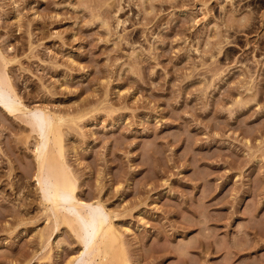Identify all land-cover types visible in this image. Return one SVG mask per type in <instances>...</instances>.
I'll list each match as a JSON object with an SVG mask.
<instances>
[{
  "label": "rangeland",
  "instance_id": "374dc122",
  "mask_svg": "<svg viewBox=\"0 0 264 264\" xmlns=\"http://www.w3.org/2000/svg\"><path fill=\"white\" fill-rule=\"evenodd\" d=\"M1 52L0 264H122L43 202L41 109L123 264H264V0H0Z\"/></svg>",
  "mask_w": 264,
  "mask_h": 264
},
{
  "label": "bare ground",
  "instance_id": "6f19581e",
  "mask_svg": "<svg viewBox=\"0 0 264 264\" xmlns=\"http://www.w3.org/2000/svg\"><path fill=\"white\" fill-rule=\"evenodd\" d=\"M0 59L2 63L6 62L2 52L0 53ZM7 77L0 76L1 104L9 111L13 109L18 111L27 110V107L21 103ZM36 115L38 123L33 122L39 125V131L36 130L35 126H31V129L33 131L34 128L39 133L34 153L36 163L35 177L42 190L43 202L51 210L55 219H60L62 223L69 225L71 228L78 219L84 222L83 228L79 230L83 232L81 236L86 233L89 237L90 243L87 242V244L89 243L87 251L93 258L101 257L106 259L107 256L104 253L105 250L109 249L111 251L109 254L111 259L122 264L126 263L122 248L119 245L118 247L116 246L117 241H120L117 236L118 233L113 228L110 217L105 213L103 206L98 202L82 206V202L76 196L74 173L72 174L65 163V152H63L62 126L65 119L55 112L42 109L37 110ZM66 210H72L73 214L66 213ZM83 236L82 239H84ZM84 237L86 238V236Z\"/></svg>",
  "mask_w": 264,
  "mask_h": 264
}]
</instances>
